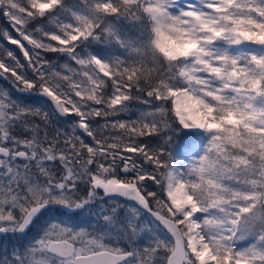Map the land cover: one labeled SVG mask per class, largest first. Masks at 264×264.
<instances>
[{
	"label": "snow or ice",
	"instance_id": "snow-or-ice-1",
	"mask_svg": "<svg viewBox=\"0 0 264 264\" xmlns=\"http://www.w3.org/2000/svg\"><path fill=\"white\" fill-rule=\"evenodd\" d=\"M0 16V264H264V0Z\"/></svg>",
	"mask_w": 264,
	"mask_h": 264
},
{
	"label": "trees",
	"instance_id": "trees-1",
	"mask_svg": "<svg viewBox=\"0 0 264 264\" xmlns=\"http://www.w3.org/2000/svg\"><path fill=\"white\" fill-rule=\"evenodd\" d=\"M68 2L69 3H74V2H79V0H68ZM5 26L6 25H5L4 18L2 16H0V28H3ZM4 44H5V42L2 39H0V45H4ZM5 46L10 47L13 50H16L17 54L20 55V53H19V51L17 49V46L11 45V44H7ZM49 59H52L53 62H56L55 54H50L49 55ZM0 88L10 89L11 85H10L9 82H7L5 80H0ZM13 94L14 95H18L15 92H13ZM26 102H28V103L36 102V103L42 104L46 109L51 107L50 105L44 104L43 101H39L35 97L29 98ZM146 107L147 106H145L143 104H139V103L134 102L132 104V112L135 113L137 111L143 110ZM52 119H53V125L56 126V127L67 128L69 126L66 122H64L62 120H58V118L55 115H53ZM46 219H47V217L42 218L34 227H32L30 229V231L27 233L26 236H23V237L15 236V237H8V238H5V237L1 236L0 237V256L3 255V247H9L10 248L11 247V243L24 244V243H27L29 240H31L34 236H36L38 234L40 228L44 225V222H45ZM92 223H95L94 219L92 220Z\"/></svg>",
	"mask_w": 264,
	"mask_h": 264
},
{
	"label": "rangeland",
	"instance_id": "rangeland-1",
	"mask_svg": "<svg viewBox=\"0 0 264 264\" xmlns=\"http://www.w3.org/2000/svg\"><path fill=\"white\" fill-rule=\"evenodd\" d=\"M1 237V236H0Z\"/></svg>",
	"mask_w": 264,
	"mask_h": 264
}]
</instances>
